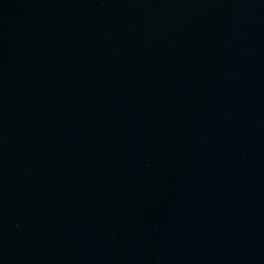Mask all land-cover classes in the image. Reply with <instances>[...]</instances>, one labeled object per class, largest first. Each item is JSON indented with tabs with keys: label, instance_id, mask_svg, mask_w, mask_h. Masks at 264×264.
<instances>
[{
	"label": "water",
	"instance_id": "obj_1",
	"mask_svg": "<svg viewBox=\"0 0 264 264\" xmlns=\"http://www.w3.org/2000/svg\"><path fill=\"white\" fill-rule=\"evenodd\" d=\"M0 264H264V0H0Z\"/></svg>",
	"mask_w": 264,
	"mask_h": 264
}]
</instances>
